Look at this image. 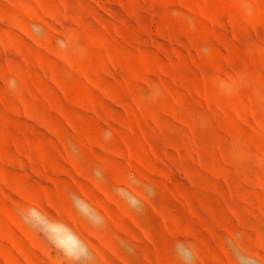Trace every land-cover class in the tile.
<instances>
[{
	"label": "rangeland",
	"instance_id": "1",
	"mask_svg": "<svg viewBox=\"0 0 264 264\" xmlns=\"http://www.w3.org/2000/svg\"><path fill=\"white\" fill-rule=\"evenodd\" d=\"M180 237L264 264V0H0V264Z\"/></svg>",
	"mask_w": 264,
	"mask_h": 264
},
{
	"label": "clouds",
	"instance_id": "2",
	"mask_svg": "<svg viewBox=\"0 0 264 264\" xmlns=\"http://www.w3.org/2000/svg\"><path fill=\"white\" fill-rule=\"evenodd\" d=\"M145 188L149 194H152L151 186H145ZM132 206L135 209H140L142 207V202L135 200L132 202ZM17 214L26 225L34 227L37 230L43 229L45 218L34 208H29L27 210L17 209ZM50 242L53 246L58 247L54 239L50 240ZM229 243L233 245V248L235 247L233 242L229 241ZM173 252L179 259L180 264H196L195 251L188 242L187 238L180 237L176 242H174ZM65 255L73 262V264H91L92 258L86 245H82L80 250L75 254H68L65 252ZM244 264H257V261L254 258H250L244 261Z\"/></svg>",
	"mask_w": 264,
	"mask_h": 264
},
{
	"label": "bare ground",
	"instance_id": "3",
	"mask_svg": "<svg viewBox=\"0 0 264 264\" xmlns=\"http://www.w3.org/2000/svg\"><path fill=\"white\" fill-rule=\"evenodd\" d=\"M74 210V209H73Z\"/></svg>",
	"mask_w": 264,
	"mask_h": 264
}]
</instances>
